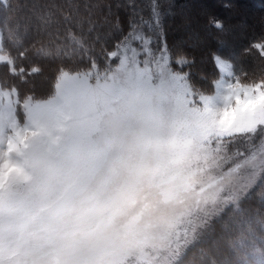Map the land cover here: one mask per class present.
I'll return each mask as SVG.
<instances>
[{"label":"clouds","instance_id":"clouds-1","mask_svg":"<svg viewBox=\"0 0 264 264\" xmlns=\"http://www.w3.org/2000/svg\"><path fill=\"white\" fill-rule=\"evenodd\" d=\"M68 77L47 111L17 121L36 134L0 189V264H230L248 210L226 192L204 211L193 199L217 172L209 140L225 106L188 103L163 65L136 57Z\"/></svg>","mask_w":264,"mask_h":264},{"label":"trees","instance_id":"trees-1","mask_svg":"<svg viewBox=\"0 0 264 264\" xmlns=\"http://www.w3.org/2000/svg\"><path fill=\"white\" fill-rule=\"evenodd\" d=\"M152 1L171 61L195 89L210 91L218 74L215 55L230 60L241 81L264 83V0H0L2 50L9 57L0 62L2 86L14 87L21 98L43 99L63 71L115 64L109 53L151 16ZM251 199L241 204L248 210L243 230H257L264 215V197ZM214 236L212 230L190 253ZM237 255L234 248L230 264H264V255L247 261Z\"/></svg>","mask_w":264,"mask_h":264},{"label":"rangeland","instance_id":"rangeland-1","mask_svg":"<svg viewBox=\"0 0 264 264\" xmlns=\"http://www.w3.org/2000/svg\"><path fill=\"white\" fill-rule=\"evenodd\" d=\"M151 6V16L149 18H146V20L141 22L140 24L134 26L131 34L127 37V47L130 50H134L136 52V58L138 62L154 61L156 63H160L164 66L169 76L174 77L183 87L190 91V98H194L197 102L202 103V101L199 100V96H203L211 102L213 107L225 106L226 97L229 94V88L237 82L241 84L262 83L259 80L241 81L235 74L232 62L219 55H215L214 61L218 69V74L215 80H213L212 82L209 81V85L211 86L210 91L202 92L198 89H195L191 81H189L187 73L183 72L180 68H176L172 63L167 45L164 42L163 30L161 27L160 9H158L155 1L151 2ZM123 41H125V39ZM122 42L117 46V48L113 50L118 51V55L117 57H115L116 62L124 52V44ZM128 55H131V51L128 52ZM6 59L8 60L9 57L2 50V33L0 32V60ZM95 67L96 66H92L90 70H94ZM63 72L72 74L86 71ZM57 81L58 80H56L53 86V90L55 89L57 91L67 90V88H69L73 83L72 81L62 82L58 89L56 87ZM0 88L5 91H11L12 89H15L14 87L4 88L1 81ZM27 97H19L17 90L13 92V101L15 102L18 100L20 102L17 105L18 120H22L24 118L22 105L23 100ZM44 99L45 98L33 99L36 101L35 105L38 106L39 114L47 111L50 107V102L44 101ZM261 139H264V137H261L259 135L255 136L254 138L240 134H237L234 137H225L223 139L222 150L220 152V167L217 169V171L228 174L231 169L235 168L236 165L242 161V154L254 150V146H258L261 142ZM6 142L7 131H5L4 134H0V155L4 153ZM236 175L238 179L234 183V195L240 199V204H243L245 202L247 203V205L250 204L252 201L251 198H253V196L258 200L259 198L264 197V180H261L259 174L257 178H252L250 180H247V172L244 170L236 173ZM257 220V223L259 224L257 230L251 228L244 229L243 238L235 246L236 254H238L237 256H239L242 260L247 261V259L252 257L261 258L264 255V215L258 216ZM211 231L212 230L210 229L202 239L193 242V245L190 246V248L209 236L211 234ZM211 243L212 241L208 244L207 247H209Z\"/></svg>","mask_w":264,"mask_h":264},{"label":"snow or ice","instance_id":"snow-or-ice-1","mask_svg":"<svg viewBox=\"0 0 264 264\" xmlns=\"http://www.w3.org/2000/svg\"><path fill=\"white\" fill-rule=\"evenodd\" d=\"M122 43L124 44L122 56L136 57V52L127 47V38ZM129 51H131V55H128ZM117 55L118 51L109 53L110 57H117ZM23 72L24 70L21 69L19 73ZM34 72L36 70H30L28 74L32 75ZM12 73L14 75L18 74L16 71ZM65 81L70 82L71 79L68 77L67 72H62L56 87L59 89L60 84ZM15 91V89L5 91L0 88V134H4L7 131L8 145V151L5 153L8 158L0 162V189L5 187L14 174H18L21 171L12 160L11 154L18 149L19 145L24 144L26 146L27 135H24V133L29 135L36 134L27 127L20 129L17 126V105L20 102L18 100L14 102L12 99ZM199 100L205 101L206 98L199 96ZM32 101V97H27L23 100L24 117L30 114H39L38 106L33 104ZM188 103H197V101L189 96ZM221 124L222 133L219 136L213 134L209 140L212 162L216 169L220 167V152L225 137H234L237 134L247 135L251 138L257 135L264 137V83L241 84L237 82L230 86ZM242 155V161L231 169L228 174L217 171L211 176L207 185L202 189L194 190V211H204L209 205H214L220 198L221 193H227L226 200L233 199L234 183L238 179L236 173L241 170L247 172V180L257 178L258 174L261 180H264V139H261L258 146H254V150ZM187 241V232L176 238L178 246Z\"/></svg>","mask_w":264,"mask_h":264},{"label":"crops","instance_id":"crops-1","mask_svg":"<svg viewBox=\"0 0 264 264\" xmlns=\"http://www.w3.org/2000/svg\"><path fill=\"white\" fill-rule=\"evenodd\" d=\"M2 60H0V62H1Z\"/></svg>","mask_w":264,"mask_h":264}]
</instances>
